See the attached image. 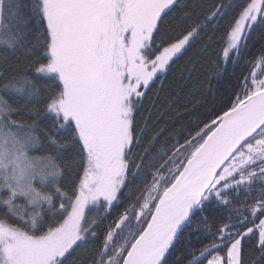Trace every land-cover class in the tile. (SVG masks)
I'll use <instances>...</instances> for the list:
<instances>
[{
    "label": "snow or ice",
    "instance_id": "snow-or-ice-1",
    "mask_svg": "<svg viewBox=\"0 0 264 264\" xmlns=\"http://www.w3.org/2000/svg\"><path fill=\"white\" fill-rule=\"evenodd\" d=\"M0 264H264V0H0Z\"/></svg>",
    "mask_w": 264,
    "mask_h": 264
},
{
    "label": "trees",
    "instance_id": "trees-1",
    "mask_svg": "<svg viewBox=\"0 0 264 264\" xmlns=\"http://www.w3.org/2000/svg\"><path fill=\"white\" fill-rule=\"evenodd\" d=\"M159 89L160 84L158 82L156 88L149 94L150 101L146 103L145 107L150 108L152 102H154L160 112L164 114L160 127H164L165 122L169 125L175 122L176 127L179 128L180 124L187 123L193 118L191 113L203 111L199 106L194 108L192 104L188 103L189 97L186 96L185 92L181 91V87L171 77H169L167 83L163 86V90L159 91L157 96ZM202 99L204 104L210 105L212 103L210 95L205 94ZM185 105H187V110ZM155 115L156 113L154 112V118Z\"/></svg>",
    "mask_w": 264,
    "mask_h": 264
}]
</instances>
